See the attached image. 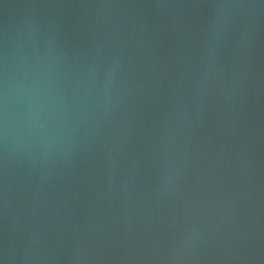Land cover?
Here are the masks:
<instances>
[{"label":"water","instance_id":"obj_1","mask_svg":"<svg viewBox=\"0 0 264 264\" xmlns=\"http://www.w3.org/2000/svg\"><path fill=\"white\" fill-rule=\"evenodd\" d=\"M22 40L67 135L0 144V264H264L262 0H0Z\"/></svg>","mask_w":264,"mask_h":264},{"label":"clouds","instance_id":"obj_2","mask_svg":"<svg viewBox=\"0 0 264 264\" xmlns=\"http://www.w3.org/2000/svg\"><path fill=\"white\" fill-rule=\"evenodd\" d=\"M216 7L224 17L233 9L252 5L222 3ZM0 62V144L6 153L46 152L67 135L52 58L22 40L6 46Z\"/></svg>","mask_w":264,"mask_h":264}]
</instances>
